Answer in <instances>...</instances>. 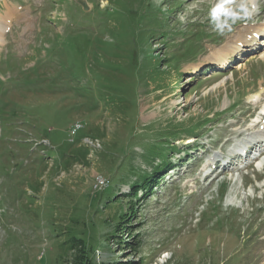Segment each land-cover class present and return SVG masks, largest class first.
Instances as JSON below:
<instances>
[{"label":"rangeland","instance_id":"rangeland-1","mask_svg":"<svg viewBox=\"0 0 264 264\" xmlns=\"http://www.w3.org/2000/svg\"><path fill=\"white\" fill-rule=\"evenodd\" d=\"M23 1L35 30L16 23L0 48V264H264V46L225 70L218 55L264 29V0H233L222 30L218 0H0L1 14Z\"/></svg>","mask_w":264,"mask_h":264},{"label":"bare ground","instance_id":"bare-ground-1","mask_svg":"<svg viewBox=\"0 0 264 264\" xmlns=\"http://www.w3.org/2000/svg\"><path fill=\"white\" fill-rule=\"evenodd\" d=\"M20 10L19 9H17V6H13V7H11V5H8V11H7V14L5 15V16H1V14H0V44L1 43H3L4 41H5V32L8 30V28L10 27V24L15 20V19H19V17H20V12H19ZM264 26V25H263ZM253 30H256V31H258V32H254L251 36V41L250 42H248V40L247 41H245L244 43H250V44H252L254 41H255V35H257V34H259V33H264V29H262L261 27H259V28H257V29H253ZM246 35H248V34H246ZM236 40V39H235ZM238 42V41H237ZM261 42H263V45H264V39L263 40H261L260 41V43ZM244 43L242 42V40L237 44V46L235 47L236 49H238L239 51H241V45H243L244 46ZM240 45V46H239ZM262 45V44H261ZM226 46V45H225ZM232 47H233V45H232V42H230L229 41V43L227 44V46H226V49L224 50V51H219L218 52V55H219V57L221 58V61H223V63H221V65H226V64H228V62L231 60L228 56H230L231 54H232V52L231 51H233V49H232ZM215 52V49H214V51H211V56H213V53ZM239 54V53H238ZM235 55V54H234ZM214 57V56H213ZM217 57V56H216ZM263 57V56H262ZM214 59H215V57H214ZM230 59V60H229ZM218 61H220V60H218ZM220 61V62H221ZM196 65V64H195ZM194 68H196V66H194ZM190 70V69H189ZM194 70H196V69H194ZM198 71H199V69H198ZM198 71H196V72H193V73H198ZM192 73V72H191ZM189 77H190V75H188ZM186 78V77H185ZM186 80H187V78H186ZM263 116H264V114H263ZM263 116H262V118H263ZM255 125H259V122H255ZM102 181H103V179L102 180H100V182L102 183Z\"/></svg>","mask_w":264,"mask_h":264},{"label":"clouds","instance_id":"clouds-1","mask_svg":"<svg viewBox=\"0 0 264 264\" xmlns=\"http://www.w3.org/2000/svg\"><path fill=\"white\" fill-rule=\"evenodd\" d=\"M232 3L233 0H218L215 6L210 9L209 16L211 17L213 26L218 30H222L229 20L235 22V19L239 18L238 12L229 7ZM239 9H244L243 3L239 5Z\"/></svg>","mask_w":264,"mask_h":264},{"label":"trees","instance_id":"trees-1","mask_svg":"<svg viewBox=\"0 0 264 264\" xmlns=\"http://www.w3.org/2000/svg\"><path fill=\"white\" fill-rule=\"evenodd\" d=\"M171 166V162L169 161V159H166L165 162L163 163V165L159 166L154 173H152L151 176H146L143 178L142 184H140V186H142V188H150L152 190V188L155 186V184L152 183V181H157L158 178H160V176L164 173V171L169 168ZM160 175V176H159ZM134 195L137 196L138 194V190L136 189V185L134 186ZM148 194V191L146 192ZM70 264H91V261L87 258L86 253H77L73 256V258L70 261Z\"/></svg>","mask_w":264,"mask_h":264},{"label":"water","instance_id":"water-1","mask_svg":"<svg viewBox=\"0 0 264 264\" xmlns=\"http://www.w3.org/2000/svg\"><path fill=\"white\" fill-rule=\"evenodd\" d=\"M79 2H81L86 9L89 7L88 3L85 0H79Z\"/></svg>","mask_w":264,"mask_h":264},{"label":"built area","instance_id":"built-area-1","mask_svg":"<svg viewBox=\"0 0 264 264\" xmlns=\"http://www.w3.org/2000/svg\"><path fill=\"white\" fill-rule=\"evenodd\" d=\"M102 184H104V181H102Z\"/></svg>","mask_w":264,"mask_h":264}]
</instances>
